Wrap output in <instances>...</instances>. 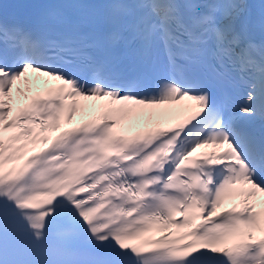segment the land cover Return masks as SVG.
<instances>
[{
  "label": "snow or ice",
  "instance_id": "obj_1",
  "mask_svg": "<svg viewBox=\"0 0 264 264\" xmlns=\"http://www.w3.org/2000/svg\"><path fill=\"white\" fill-rule=\"evenodd\" d=\"M30 70L59 86L29 96ZM14 86L27 100L15 114ZM78 97L115 106L58 131ZM176 99L198 108L177 127L124 136L108 123ZM208 145L227 148L193 158ZM257 193L264 0L0 3V264H264Z\"/></svg>",
  "mask_w": 264,
  "mask_h": 264
},
{
  "label": "bare ground",
  "instance_id": "obj_2",
  "mask_svg": "<svg viewBox=\"0 0 264 264\" xmlns=\"http://www.w3.org/2000/svg\"><path fill=\"white\" fill-rule=\"evenodd\" d=\"M32 76L30 73H28V77ZM145 110L143 107H138L136 109L137 113H140L141 111ZM153 113H158V114H166L170 111V108L166 104H160V105H154L150 109Z\"/></svg>",
  "mask_w": 264,
  "mask_h": 264
}]
</instances>
